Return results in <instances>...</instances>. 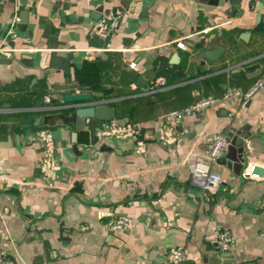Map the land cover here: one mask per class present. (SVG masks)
Returning <instances> with one entry per match:
<instances>
[{
	"label": "crops",
	"instance_id": "obj_1",
	"mask_svg": "<svg viewBox=\"0 0 264 264\" xmlns=\"http://www.w3.org/2000/svg\"><path fill=\"white\" fill-rule=\"evenodd\" d=\"M115 9L117 29L101 34ZM0 58V246L15 264H159L172 246L184 264H223L219 224L239 264H264V171L245 174L264 168V88L163 117L261 76L264 0H0ZM82 89L114 108L94 133L77 129L88 104L62 97ZM231 128L248 137L212 166L220 188L202 192L191 169ZM123 215L131 223L113 228Z\"/></svg>",
	"mask_w": 264,
	"mask_h": 264
},
{
	"label": "built area",
	"instance_id": "obj_2",
	"mask_svg": "<svg viewBox=\"0 0 264 264\" xmlns=\"http://www.w3.org/2000/svg\"><path fill=\"white\" fill-rule=\"evenodd\" d=\"M122 18V11L120 9L109 10L102 13V16L98 20V28L101 34H110L114 32L119 22ZM20 18L15 16L12 19V25L16 24ZM178 46L181 48H187V46L178 42ZM133 66H135L132 63ZM160 84H163V80H160ZM264 88V71L259 78H257L252 85L247 89L243 90L236 86H231L227 89L222 97L218 96H205L200 98L194 104L188 105L181 109H175L167 112L163 115L166 121H170L174 124L182 122L186 117L194 115L196 113L202 112L209 107H216L222 101L235 98L240 100L243 104L249 102L252 97L261 89ZM149 91L156 89L155 85H149L147 87ZM49 100V98H47ZM229 145V140L226 133L217 132L213 134L209 139V162L208 163H197L193 165L191 169V183L196 188L200 189L202 192H216L222 182L223 177L220 173L214 171L212 166L219 162L220 158L223 156L227 146ZM247 170L245 174L248 176H258L255 171V165L253 163H248ZM264 204V199L261 201ZM132 219L128 216H119L116 219H110L109 223L113 228L121 227L124 224H130ZM85 227V226H84ZM264 234V233H263ZM217 243L220 248L225 250L229 249L232 242V234L230 230L225 228L222 224H219L216 228ZM186 259V250L182 246H172L167 248L164 253V258L159 264H184ZM0 264H15V261L9 251L0 246Z\"/></svg>",
	"mask_w": 264,
	"mask_h": 264
},
{
	"label": "water",
	"instance_id": "obj_3",
	"mask_svg": "<svg viewBox=\"0 0 264 264\" xmlns=\"http://www.w3.org/2000/svg\"><path fill=\"white\" fill-rule=\"evenodd\" d=\"M223 50L222 47H220L217 51H215L214 53H208V56L210 58H216L217 56L220 55L221 51ZM4 61L2 58H0V62ZM254 66H251V68H253ZM94 95H102V92H97V91H93V90H87V89H82L79 90L77 92L74 93H67L64 94L62 97L66 102L69 103H87L88 105L85 106H80L76 112L78 115L77 118V129L81 130L85 124H89L90 127L93 130V133L95 132L96 128L98 127V123L99 121H103V120H111L114 117V108L112 105L108 104L106 101L105 102H95L93 101V97ZM86 118L89 119V122L86 121ZM28 121L29 123H36L38 124L40 121V117H35L34 115H29L28 117ZM227 138L229 140V143L235 144L236 146L239 147V149H241V147L243 146L244 143V139L248 137L247 132H242L241 130H237L236 128H231L228 132H227ZM237 135L236 138H234ZM232 147H229V151L231 152ZM239 154V158L240 160L243 159L242 154ZM259 170H261L260 172L264 171L263 169H259V168H255V171L258 172ZM230 254H232L231 250H225L223 248H221L220 250V256H222L223 259V264H239L236 260V258H234L233 256H231ZM191 264V263H189Z\"/></svg>",
	"mask_w": 264,
	"mask_h": 264
},
{
	"label": "trees",
	"instance_id": "obj_4",
	"mask_svg": "<svg viewBox=\"0 0 264 264\" xmlns=\"http://www.w3.org/2000/svg\"><path fill=\"white\" fill-rule=\"evenodd\" d=\"M187 90H190L189 88H187ZM186 90V91H187ZM155 96H157L156 98H157V100L158 101H160V98H162L163 97V99L165 100L164 102H162V105H169V103H168V101H166V99H165V95L163 94V93H157ZM143 100V99H142ZM140 110H138L137 111V113L139 112ZM146 111V110H145ZM141 112V111H140ZM147 112V111H146Z\"/></svg>",
	"mask_w": 264,
	"mask_h": 264
}]
</instances>
